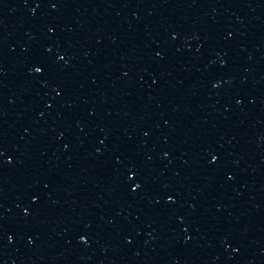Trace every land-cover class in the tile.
<instances>
[{
  "label": "water",
  "instance_id": "95a60500",
  "mask_svg": "<svg viewBox=\"0 0 264 264\" xmlns=\"http://www.w3.org/2000/svg\"><path fill=\"white\" fill-rule=\"evenodd\" d=\"M87 264H264V0H81Z\"/></svg>",
  "mask_w": 264,
  "mask_h": 264
}]
</instances>
